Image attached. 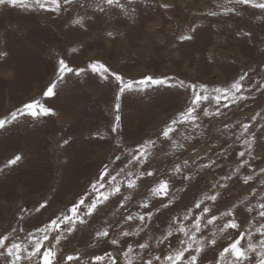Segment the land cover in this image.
<instances>
[{
	"label": "rangeland",
	"instance_id": "1",
	"mask_svg": "<svg viewBox=\"0 0 264 264\" xmlns=\"http://www.w3.org/2000/svg\"><path fill=\"white\" fill-rule=\"evenodd\" d=\"M32 3L33 0H23V4L16 7L0 6V49L8 53L0 59V119L10 118L12 112L34 100L53 108L56 115L18 116L0 129V169H3L0 171V234L8 235L10 240L26 242L29 233L65 212L82 197H89L85 201L89 203L95 195L91 185L98 180L103 166L108 165L114 170L113 174L123 166L120 161L113 163L114 157L121 155L117 140L123 148L131 150L138 143L153 139L157 140V145L150 162L151 170L160 173L161 178H170L174 188L180 189L174 192L173 205L160 208L161 201L153 199L152 210H160L150 230L139 236L121 237L122 226L133 230L123 224L122 216L145 211L138 206L149 195V189L142 187L133 192V199L123 209L118 206L120 197H113L88 218V223L78 225L74 233L61 241L57 246L58 257L79 254L80 261L70 264H90L93 257L111 253L119 257V264H124L122 252L127 245L135 248L137 242L147 241L150 248L141 255L145 259L156 255L163 258L184 238L174 234L164 244H156L171 219L182 218L195 200L217 190L222 193L218 201L214 205L206 203L217 214L234 204L239 205L236 210L241 224L239 231L247 232L248 221L255 218L257 224L252 225L251 231L252 242L257 243L259 236L255 228L261 221L255 212L248 213L240 202L257 205L264 195V176H257L249 185L242 182V177L252 168L258 172L264 167V136L254 146V155L259 158L252 161V168H242L239 174H234L226 190L213 189L212 185L218 181L223 183L220 177L237 167L240 158L236 152L243 150L242 139H237L242 131L239 125L264 110V92L255 87L256 82L264 81V13L229 4L227 0H133L130 5L128 0H121L128 12L106 5L105 11L100 12L97 4L102 0H73L60 12L26 6ZM162 3L171 7L162 8ZM225 7H235L237 12L224 14ZM213 11L218 15L208 14ZM80 16L85 17L83 28L73 23ZM193 28L195 32H190ZM109 32L113 33L112 37L108 36ZM244 32H250L251 37L244 36ZM189 34L193 35L192 40H179L180 35ZM60 58L74 71L57 82L54 96L45 97L43 93L49 84L56 81L55 70ZM93 61L104 63L126 79L139 80L148 75L170 77L172 83L183 80L185 84H205L210 92L216 87L230 86L245 73L252 83L244 81L246 101L221 108L223 115L210 123L209 118L199 121L203 135L185 140L190 130L182 126L179 134L174 135L185 148L173 151L159 134L187 108L191 89L164 85L125 93L120 101L121 128L114 134L111 128L116 116V83L105 82L93 74L88 68ZM78 69L85 71L77 76L75 70ZM207 107L213 111L216 106ZM225 124L232 127L225 129ZM64 140H68V144H64ZM197 154L200 159L193 164ZM15 155H20L21 161L5 168ZM208 157L215 159L218 166L200 171L191 182L169 176L173 165L185 160L189 161L191 174L196 175V166L208 163ZM148 183V180L143 182ZM253 188L258 190L255 198L249 195ZM45 200L47 207L36 212ZM189 223L185 221L186 225ZM103 227H109L110 238L119 239L121 243L112 245L110 238L96 241L95 231ZM238 234L237 230L223 235L217 232V244L205 248L201 254L203 264H215L219 251ZM203 235L210 237L211 231L205 229ZM247 242L246 237L241 243L246 247ZM136 252L140 250L136 248ZM0 264H4L2 258ZM102 264H110L107 257ZM136 264H141L139 259ZM251 264H255V257Z\"/></svg>",
	"mask_w": 264,
	"mask_h": 264
},
{
	"label": "snow or ice",
	"instance_id": "2",
	"mask_svg": "<svg viewBox=\"0 0 264 264\" xmlns=\"http://www.w3.org/2000/svg\"><path fill=\"white\" fill-rule=\"evenodd\" d=\"M72 2L73 0H33L31 5L26 6H38L53 12H60L64 5L71 4ZM132 3L133 0H128L129 5ZM227 3L259 9L264 13V0H227ZM21 4H23V0H0V6L4 7H16ZM104 5L119 8L124 12L129 11L121 3V0H102L101 4H97V9L100 12H104ZM160 6L165 9L171 7L168 3H162ZM132 11L134 12L135 9H132ZM223 11L224 14H235L237 9L235 7H225ZM208 14L211 16L218 15L215 11L209 12ZM73 23L83 28L85 26V17H77ZM190 32H195V29H190ZM243 35L251 37L252 34L250 32H244ZM108 36L112 37L113 33L109 32ZM193 38L191 34L180 35L179 40L183 42L192 40ZM73 51H76V49H73ZM7 55V51L0 49V59L5 58ZM57 64L58 67L55 70L56 81L49 84L47 90L43 93L45 97L54 96L56 94L57 82H62L68 73L74 71L63 58L58 59ZM88 68L103 81H115L116 83L114 105L116 116L111 128V132L114 134L118 133L121 128V116L119 114L121 110L120 101L125 93L143 92L150 86L164 85L191 89V100L187 108L180 112L177 118L172 119L166 124L159 134V138L167 142L173 151L185 148V144L180 143L174 135L179 134V129L182 126H187L190 130V134L184 136L185 140L195 139L196 136L203 135L199 121L202 118H209L210 123L212 119L223 115L221 108L227 109L231 105H238L242 101H246L248 96L243 94L246 87L244 81L248 80L250 85L252 83L249 74L245 73L235 79L230 86L224 88L216 87L210 92L205 84H185L183 80H180L178 83H172V78L170 77L157 78L148 75L139 80L126 79L123 75L111 70L100 61L91 62ZM84 71V69L75 70V75L79 76ZM255 87L257 91L264 92V81L256 82ZM249 90L251 89L249 88ZM209 104L216 106L213 111H210L207 107ZM23 115L39 118L41 116H55L56 112L53 108L34 100L25 104L23 108L12 112L10 118L0 119V129L5 128L7 124L16 120L18 116ZM258 121H264V110L256 112L249 118L248 122L239 125L242 131L240 137L237 139H242L243 150L236 152V155L240 158L237 162V167L233 172L222 175L220 181H223V183L218 181L212 185L213 189L226 190L229 187L227 182L233 180L234 174H239L242 168H252V161L259 158L254 155V146L258 139L264 136V123H258ZM231 127L228 124L224 125L225 129H230ZM191 133H195V136L191 135ZM95 135L100 138L99 133ZM63 143L68 144V140H64ZM156 145L157 140L148 139L143 143H138L133 149L129 150L123 148L120 140H117V148L121 151V155L115 156L113 163L120 161L123 166L119 167V170L115 171V174H113L114 170H110L108 165L103 166L98 180L91 185L92 192L95 195L89 203H85L89 197H82L67 208L65 212L54 216L47 224L36 229L35 232L29 233L26 242H20L16 239L10 240L8 235L0 234V258L3 259L4 264H70L74 260L79 262V254L60 255L58 257L57 246L60 245L61 241L67 239L69 235L74 233L78 225L88 223V218L97 214L113 197H120L118 206L121 209L125 208L133 199L132 193L137 192L142 187H148L149 189V195L138 206L145 211L129 212L127 215H123V224L128 225L133 230H125L122 226L119 235L121 237L139 236L142 232L150 230L156 213L159 212L160 208H169L173 205L176 200L174 192L180 191V189L174 188L170 178H161L160 173L151 170L150 162L155 154L154 150L156 149ZM205 155H207V150ZM121 156L124 157L123 160ZM21 159L22 157L20 155L13 156L8 160L5 168L16 165ZM198 159H200L199 154L193 160V164ZM217 166V161L208 157V163L197 165L198 170L196 171V175H192L191 170H189V161L185 160L182 164H174L169 176H179L183 181L191 182L200 175V171ZM2 170L0 169V171ZM186 170L189 171L186 172ZM120 176H123L124 179H118ZM257 176H264V167L259 168L258 172L255 168H252L249 174L242 177V182L245 185H249ZM145 180L149 181L147 185L143 184ZM101 189L105 190L101 191ZM257 191V189L253 188L249 195L255 198ZM221 195L222 193L219 190L213 191L211 194H204L202 198L194 201L193 205L187 209L182 218L177 216L171 219L167 231L160 238L156 239V244H164L174 234H180L184 238L179 240L178 247L170 248L168 254L163 256V258L156 255L145 259L141 253L149 249L150 244L147 241L143 243L137 242L135 248L132 244H128L127 248L123 250L124 264H136L137 259L140 260L141 264H203L201 254L204 253L205 248L217 244V232L223 235L230 230H237L239 234L231 243L219 251L215 264H251L253 257H255V264H264V195L260 196V202L257 205H251L245 201L240 202L245 205V210L248 213L255 212L261 221L255 228V233L259 236L257 243L252 242L253 233L251 231L252 225L257 224L255 218L248 221L249 230L247 232L239 231L241 224L236 214L239 205L234 204L227 210L217 214V212H214L213 207L206 203L211 202L214 205ZM153 199H159L161 201L160 208L155 209V211L151 208ZM47 204L48 202L45 200L39 204L35 211L40 212L41 209L47 207ZM194 210L195 215H193ZM21 211L24 210L22 209ZM185 221H190V223L186 225ZM117 223L119 224L120 221H117ZM205 229L211 231L210 237L203 235ZM36 233H40L41 235H37ZM246 237L248 242L245 247L241 242ZM109 238V227H103L95 231L94 239L96 241ZM52 241H54V244ZM45 242H48V244ZM110 242L112 245H119L121 243L116 238H110ZM136 248L140 252H136ZM105 257H107L110 264H119V257L113 256L111 253H105V256L93 257L90 264H102Z\"/></svg>",
	"mask_w": 264,
	"mask_h": 264
},
{
	"label": "bare ground",
	"instance_id": "3",
	"mask_svg": "<svg viewBox=\"0 0 264 264\" xmlns=\"http://www.w3.org/2000/svg\"><path fill=\"white\" fill-rule=\"evenodd\" d=\"M191 23V22H190ZM160 39V38H159ZM163 41V40H162ZM174 70V69H173Z\"/></svg>",
	"mask_w": 264,
	"mask_h": 264
},
{
	"label": "crops",
	"instance_id": "4",
	"mask_svg": "<svg viewBox=\"0 0 264 264\" xmlns=\"http://www.w3.org/2000/svg\"><path fill=\"white\" fill-rule=\"evenodd\" d=\"M137 194H139V192Z\"/></svg>",
	"mask_w": 264,
	"mask_h": 264
}]
</instances>
